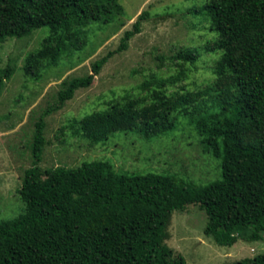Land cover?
I'll return each instance as SVG.
<instances>
[{
    "label": "trees",
    "instance_id": "trees-1",
    "mask_svg": "<svg viewBox=\"0 0 264 264\" xmlns=\"http://www.w3.org/2000/svg\"><path fill=\"white\" fill-rule=\"evenodd\" d=\"M191 10L207 15L218 34L213 49L222 55L215 83L168 95L165 87L185 78L181 70L146 82L157 85L150 105L131 99L78 123L82 134L98 143L136 128L148 138L161 135L177 127L178 114H191L205 150L221 160V179L197 185L156 172L118 171L108 160L77 167L40 164L47 144L44 116L90 87L108 60L128 48L148 17L143 11L118 48L96 60L90 73L63 81L58 102L36 122L33 164L19 189L24 212L0 220V264H188L166 238L174 211L189 204L207 213L205 234L220 245L263 240L264 0H204ZM124 14L120 0H0V45L49 27L24 65L28 75L39 78L42 69L83 48L93 23L110 24ZM199 57L196 48L175 55L191 64ZM14 73L12 65L1 70L0 94ZM226 264H264V253Z\"/></svg>",
    "mask_w": 264,
    "mask_h": 264
},
{
    "label": "rangeland",
    "instance_id": "rangeland-1",
    "mask_svg": "<svg viewBox=\"0 0 264 264\" xmlns=\"http://www.w3.org/2000/svg\"><path fill=\"white\" fill-rule=\"evenodd\" d=\"M120 2L124 15L110 24L93 23L83 48L64 55L58 65L42 69L39 78L28 75L24 65L27 55L41 46L49 27L0 45V74L9 65L15 66V73L0 94V220L24 212L19 189L25 170L33 164L31 143L36 122L58 102L63 81L90 73L96 60L118 48L143 11H148V17L128 48L108 60L90 87L77 90L62 108L44 116L47 144L40 164L43 168L77 167L85 161L108 160L118 171L156 172L197 185L221 179V160L205 150L191 114H178L175 129L150 138L139 128L114 132L98 143L82 134L78 121L87 114L131 99L141 101V107L150 105L157 85L148 87L146 82L184 70L185 78L165 87L172 95L205 89L216 80L215 64L222 55L221 50L213 49L218 34L211 29L207 15L191 10L204 0ZM183 48L200 51L195 64L175 58ZM193 109L191 106L190 111ZM207 223L208 215L198 204L176 210L166 243L188 264H226L264 253V238L253 242L241 239L232 246L218 244L205 234Z\"/></svg>",
    "mask_w": 264,
    "mask_h": 264
}]
</instances>
